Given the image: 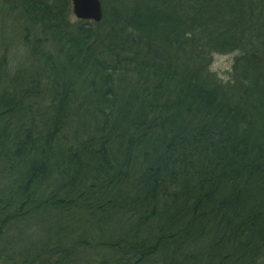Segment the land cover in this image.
<instances>
[{
	"label": "trees",
	"instance_id": "trees-1",
	"mask_svg": "<svg viewBox=\"0 0 264 264\" xmlns=\"http://www.w3.org/2000/svg\"><path fill=\"white\" fill-rule=\"evenodd\" d=\"M3 1L46 51L0 61V243L40 236L0 264H264V0Z\"/></svg>",
	"mask_w": 264,
	"mask_h": 264
},
{
	"label": "rangeland",
	"instance_id": "rangeland-1",
	"mask_svg": "<svg viewBox=\"0 0 264 264\" xmlns=\"http://www.w3.org/2000/svg\"><path fill=\"white\" fill-rule=\"evenodd\" d=\"M101 1L107 10V15L112 7L117 5L116 0H99L100 3ZM71 10L70 2L69 22L73 26L79 25L78 21L81 22V20H77ZM45 51L44 39L38 29L30 26L21 18L16 9L8 7L3 0H0V61H4L9 73L8 76L12 77L17 73L23 74L25 71L38 69L41 54ZM237 58L239 59V54L236 52L212 54L208 61L207 72L212 74L218 83L231 86L226 88L228 95L233 89L244 88L247 90L250 87L252 79L241 78L244 69L249 70L252 76L259 75L258 71L254 70V72L249 69L245 62H238L236 67ZM40 108H42L41 105ZM38 237L40 239V236H9L7 234L3 236V241L0 243V253L5 252L14 255L18 260L17 263H19L21 260L18 257L29 247L31 242L36 243ZM32 251L35 252V248Z\"/></svg>",
	"mask_w": 264,
	"mask_h": 264
},
{
	"label": "water",
	"instance_id": "water-1",
	"mask_svg": "<svg viewBox=\"0 0 264 264\" xmlns=\"http://www.w3.org/2000/svg\"><path fill=\"white\" fill-rule=\"evenodd\" d=\"M71 11L77 20L100 23L102 7L99 0H70Z\"/></svg>",
	"mask_w": 264,
	"mask_h": 264
}]
</instances>
